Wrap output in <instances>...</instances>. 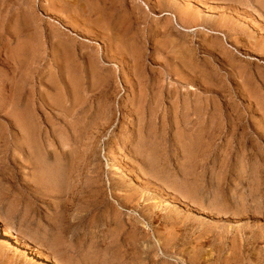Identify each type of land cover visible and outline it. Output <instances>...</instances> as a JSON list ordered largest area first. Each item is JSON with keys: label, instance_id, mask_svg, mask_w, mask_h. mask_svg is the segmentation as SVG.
<instances>
[{"label": "rangeland", "instance_id": "obj_1", "mask_svg": "<svg viewBox=\"0 0 264 264\" xmlns=\"http://www.w3.org/2000/svg\"><path fill=\"white\" fill-rule=\"evenodd\" d=\"M0 92V264H264V0H0Z\"/></svg>", "mask_w": 264, "mask_h": 264}, {"label": "bare ground", "instance_id": "obj_2", "mask_svg": "<svg viewBox=\"0 0 264 264\" xmlns=\"http://www.w3.org/2000/svg\"><path fill=\"white\" fill-rule=\"evenodd\" d=\"M1 93V92H0ZM16 95V94H15ZM19 99V98H18ZM20 100V99H19ZM14 104V103H13ZM19 105V104H18ZM14 108V107H13ZM16 109V108H15ZM14 109V110H15ZM20 109V108H19ZM25 108H23V110H21V111H15L16 113H17V119H15L16 120V122H15V125L17 126V127H19L22 131H23V133H25V132H27V131H30V129H31V126H33V124L31 125V124H29V121H28V119H27V114H26V111L24 110ZM13 110V111H14ZM12 111V112H13ZM15 118V117H14ZM33 128V127H32ZM33 131V130H32ZM29 134V133H28ZM29 135H31V134H29ZM43 140V139H42ZM42 142V141H41ZM64 166V165H63ZM65 169L66 168H64V171H65ZM72 174V173H71ZM35 177V176H34ZM3 231V230H2ZM3 236H4V238H5V240H6V238L7 237H10V233H8L7 231H3ZM12 238V237H11ZM14 239V238H13ZM10 240V239H9ZM17 240V239H16ZM15 241V240H14ZM18 242V241H17ZM16 242V243H17ZM20 244V243H19ZM18 246V245H17ZM20 247H21V245H20ZM23 248H27V247H23ZM31 250V249H30ZM34 250V249H33ZM37 257V256H36ZM47 260V259H46Z\"/></svg>", "mask_w": 264, "mask_h": 264}]
</instances>
